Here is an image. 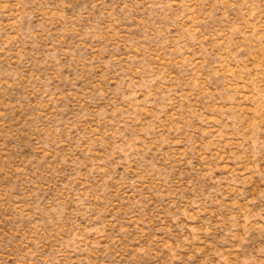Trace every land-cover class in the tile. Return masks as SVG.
<instances>
[{"label":"rangeland","instance_id":"obj_1","mask_svg":"<svg viewBox=\"0 0 264 264\" xmlns=\"http://www.w3.org/2000/svg\"><path fill=\"white\" fill-rule=\"evenodd\" d=\"M0 264H264V0H0Z\"/></svg>","mask_w":264,"mask_h":264}]
</instances>
